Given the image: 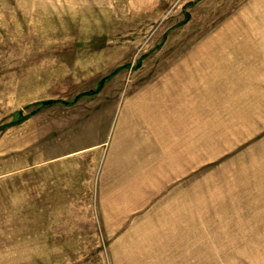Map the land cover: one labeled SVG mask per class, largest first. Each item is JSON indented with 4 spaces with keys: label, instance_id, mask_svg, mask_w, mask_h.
<instances>
[{
    "label": "rangeland",
    "instance_id": "374dc122",
    "mask_svg": "<svg viewBox=\"0 0 264 264\" xmlns=\"http://www.w3.org/2000/svg\"><path fill=\"white\" fill-rule=\"evenodd\" d=\"M0 264H264V0H0Z\"/></svg>",
    "mask_w": 264,
    "mask_h": 264
},
{
    "label": "trees",
    "instance_id": "16d2710c",
    "mask_svg": "<svg viewBox=\"0 0 264 264\" xmlns=\"http://www.w3.org/2000/svg\"><path fill=\"white\" fill-rule=\"evenodd\" d=\"M78 97H79V95L76 96L75 99L72 100V101L63 100V99H46V100L40 101L39 102L40 103L39 105L41 106V105L51 104V103H55V102H64V103H68L69 104V103L74 102L75 100H77ZM19 115L21 116V111H19L18 116ZM21 118H23V117L21 116Z\"/></svg>",
    "mask_w": 264,
    "mask_h": 264
}]
</instances>
